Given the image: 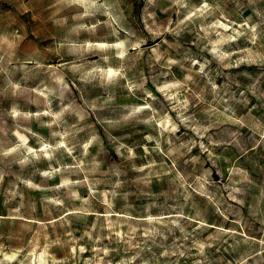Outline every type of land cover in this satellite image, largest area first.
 Instances as JSON below:
<instances>
[{
	"label": "rangeland",
	"instance_id": "rangeland-1",
	"mask_svg": "<svg viewBox=\"0 0 264 264\" xmlns=\"http://www.w3.org/2000/svg\"><path fill=\"white\" fill-rule=\"evenodd\" d=\"M0 264H264V0H0Z\"/></svg>",
	"mask_w": 264,
	"mask_h": 264
}]
</instances>
